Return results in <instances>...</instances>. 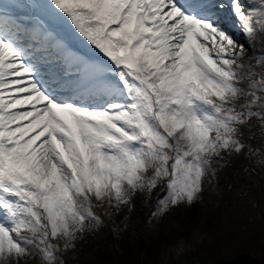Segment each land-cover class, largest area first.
<instances>
[{
    "label": "snow or ice",
    "instance_id": "6c2138e0",
    "mask_svg": "<svg viewBox=\"0 0 264 264\" xmlns=\"http://www.w3.org/2000/svg\"><path fill=\"white\" fill-rule=\"evenodd\" d=\"M236 33L264 39V0H0V264H65L162 183L163 226L259 154L264 51Z\"/></svg>",
    "mask_w": 264,
    "mask_h": 264
},
{
    "label": "rangeland",
    "instance_id": "374dc122",
    "mask_svg": "<svg viewBox=\"0 0 264 264\" xmlns=\"http://www.w3.org/2000/svg\"><path fill=\"white\" fill-rule=\"evenodd\" d=\"M242 132L246 146L259 154L250 157L246 147L240 156L229 158L206 182L201 202L172 210L163 226L157 225L152 213L166 194L162 183L150 199H137L130 212L125 209L114 220L103 217L105 226L89 234L75 252L66 253L65 264H264V130L254 120ZM239 157L253 161L257 171L241 163L239 175L244 176L237 178ZM97 211L103 216L102 209ZM108 251L114 259L103 257ZM28 264H39V258H30Z\"/></svg>",
    "mask_w": 264,
    "mask_h": 264
},
{
    "label": "trees",
    "instance_id": "16d2710c",
    "mask_svg": "<svg viewBox=\"0 0 264 264\" xmlns=\"http://www.w3.org/2000/svg\"><path fill=\"white\" fill-rule=\"evenodd\" d=\"M257 137V136H256ZM249 142H251V144L253 145V147L254 148H258L259 146L258 145H256L257 143L254 141V140H248ZM252 142H254V144L252 143ZM262 147V149H264V145H262L261 146ZM239 160H240V163H239V165H236L235 167V170H236V176H238L237 178H242L244 175H239L240 173H243L242 172V170L240 169L241 168V163H245V165L244 166H246L247 168H248V170L249 171H253V172H256L257 171V166L255 165V164H253L254 162L253 161H251L250 159H247V158H245V157H239ZM236 177H233V179H234V181L235 180H238ZM146 250V248H145V245H144V247L142 248V250ZM109 252V251H108ZM106 256L108 257V258H111V257H113V259L115 258L114 257V253H106V252H104V256L103 257H105L106 258ZM240 258V257H239ZM119 262L118 263H120V261H121V256L119 257ZM138 264V263H137Z\"/></svg>",
    "mask_w": 264,
    "mask_h": 264
},
{
    "label": "bare ground",
    "instance_id": "6f19581e",
    "mask_svg": "<svg viewBox=\"0 0 264 264\" xmlns=\"http://www.w3.org/2000/svg\"><path fill=\"white\" fill-rule=\"evenodd\" d=\"M244 2L248 3L247 0H244ZM253 2H255V0H253ZM236 38H237V41L239 43H243L246 48L248 47V43L252 45L253 49L251 51H249V54H253V52H261V51H264V39H262L259 34L257 35V40L254 44V42H249V40H247L245 37H243V35H241L240 33H236Z\"/></svg>",
    "mask_w": 264,
    "mask_h": 264
}]
</instances>
